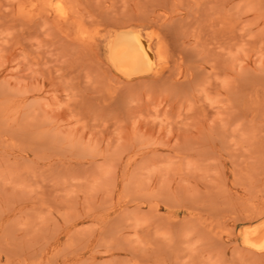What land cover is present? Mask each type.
<instances>
[{
  "label": "rangeland",
  "instance_id": "rangeland-1",
  "mask_svg": "<svg viewBox=\"0 0 264 264\" xmlns=\"http://www.w3.org/2000/svg\"><path fill=\"white\" fill-rule=\"evenodd\" d=\"M263 227L264 0H0V264H264Z\"/></svg>",
  "mask_w": 264,
  "mask_h": 264
},
{
  "label": "bare ground",
  "instance_id": "bare-ground-1",
  "mask_svg": "<svg viewBox=\"0 0 264 264\" xmlns=\"http://www.w3.org/2000/svg\"><path fill=\"white\" fill-rule=\"evenodd\" d=\"M48 3L46 2V4ZM57 9H59L58 6ZM59 12L61 11L59 10ZM55 13H57L56 10L54 14ZM61 14L64 15L63 12ZM57 15H59V13ZM113 45L115 47H113L115 51L112 52L113 54L111 53L112 62L120 70L127 68V70L125 71H129L141 62H148L151 58L150 46L146 45L143 41H140L139 39L131 40L128 35L119 36L115 40ZM251 241L256 246L262 248L264 247V227L255 233Z\"/></svg>",
  "mask_w": 264,
  "mask_h": 264
}]
</instances>
